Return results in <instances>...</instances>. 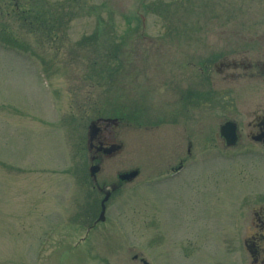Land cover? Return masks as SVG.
I'll return each instance as SVG.
<instances>
[{
	"label": "rangeland",
	"instance_id": "rangeland-1",
	"mask_svg": "<svg viewBox=\"0 0 264 264\" xmlns=\"http://www.w3.org/2000/svg\"><path fill=\"white\" fill-rule=\"evenodd\" d=\"M262 51L264 0H0V264H248L264 158H219L216 105L189 122L174 103L188 84L219 89L220 54ZM188 58L207 62L208 80ZM237 86L264 99L257 77ZM98 118L118 119L123 145L98 182L140 171L105 221L88 169ZM189 136L209 156L162 182Z\"/></svg>",
	"mask_w": 264,
	"mask_h": 264
},
{
	"label": "flooded vegetation",
	"instance_id": "flooded-vegetation-1",
	"mask_svg": "<svg viewBox=\"0 0 264 264\" xmlns=\"http://www.w3.org/2000/svg\"><path fill=\"white\" fill-rule=\"evenodd\" d=\"M250 50V49H249ZM187 68L199 70V77L201 82L208 80V64L204 62L200 65L192 62L188 58ZM219 74V89L206 90L205 87H192L190 84L185 87L184 91L177 93L178 97L175 99V110L179 107L186 112L187 120L191 121L192 109L201 112L206 107L213 106L219 109V129L216 139L219 140V158L233 159L236 157H261L264 158V99L263 97L256 98V95L241 93L238 88V81L242 78H259L264 83V51L260 52L259 57H235L230 55H219V64L214 63ZM192 72L188 74L187 80H191ZM191 83V82H190ZM247 99L250 106L247 112L241 114L245 120L239 119L240 103ZM228 122H234L237 127V139L234 144H229L227 137L222 135L221 128ZM208 121H200V125H205ZM111 123L106 124L105 127H100L97 135L90 142V158L92 163L98 165L99 172L102 171V164L106 157V153L113 147H121L120 144L115 143L113 132L110 126ZM116 155V154H113ZM111 155V156H113ZM182 159L178 165L172 168V171L167 174L168 177L175 178L181 175V172L186 170L189 165V159L205 158L209 156L206 152L196 151L194 140L191 136L188 137L187 146ZM206 156V157H207ZM119 171L117 178L130 172ZM98 172V173H99ZM98 175V174H97ZM116 187L121 188L124 182L114 183ZM100 191L108 192L110 189L106 185L98 186ZM248 219L243 226V235L241 243L248 255V264H264V201L258 202L254 209L250 211ZM138 254L133 256L137 259ZM141 261L145 263L143 258Z\"/></svg>",
	"mask_w": 264,
	"mask_h": 264
},
{
	"label": "water",
	"instance_id": "water-1",
	"mask_svg": "<svg viewBox=\"0 0 264 264\" xmlns=\"http://www.w3.org/2000/svg\"><path fill=\"white\" fill-rule=\"evenodd\" d=\"M100 122H102L101 119H99L97 121H93L91 123V125L89 126V139L90 140H92L94 138V136L97 134V132H98V124ZM221 130H222V134L225 137H227L228 141L230 143H234L235 138H236V128H235V125L232 124L231 122H228V123H226L225 125L222 126ZM115 150L116 149H110V150H108V153L115 152ZM96 170H97L96 167H92L91 168L92 173H95ZM137 174H138L137 171H133V172L127 174V175H123L122 178L123 179H131V178L135 177ZM108 198H109V194L105 197V199H104V201L102 203L103 204V212L105 210V201H107Z\"/></svg>",
	"mask_w": 264,
	"mask_h": 264
}]
</instances>
